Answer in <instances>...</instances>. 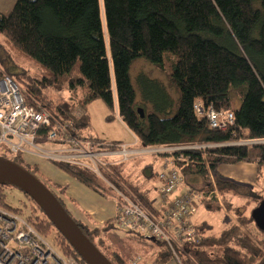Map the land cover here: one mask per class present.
Wrapping results in <instances>:
<instances>
[{"label": "trees", "instance_id": "16d2710c", "mask_svg": "<svg viewBox=\"0 0 264 264\" xmlns=\"http://www.w3.org/2000/svg\"><path fill=\"white\" fill-rule=\"evenodd\" d=\"M2 45L5 54L0 55V74L3 71L13 78L25 101L46 110L52 121L71 123L84 139L99 143L102 149L120 141L103 140L90 130L86 109L96 98L109 110L115 107L139 148L204 145L182 149L185 159L176 164L184 183L201 191L199 207L219 215L221 223L214 230L209 220H191L198 240L184 241L178 264H264V231L250 215L263 199L256 198L253 206L231 200L227 192L236 185L217 170L220 164L254 163L257 181L264 169V141L239 143L264 139V0H15L9 12L0 13ZM139 57L167 71L178 94L173 110H169L170 100L164 99L166 94L160 102L164 114L135 98L129 68ZM147 80L150 85L156 83ZM196 102L204 110L201 115L195 112ZM208 106L232 111L233 123L224 130L211 127L205 116ZM111 118L108 114L107 119ZM51 127L52 122L42 126L38 137H44ZM147 154L151 159L139 172L147 181H159V187L134 183L125 162L108 168L156 216L163 209L159 190L165 182L169 153ZM0 159L24 169L46 187L109 263L146 264L126 239L156 243L157 264L172 259L163 241L121 229L116 216L98 226L74 219L63 200L66 186L44 176L22 153L3 152ZM50 162L102 197L119 200L88 168ZM200 183L205 186H195ZM7 187L20 191V204L29 208L23 217L40 234L54 231L58 237L55 248L87 264L38 204L2 179L1 208L22 209L6 203ZM153 189L157 190L155 200Z\"/></svg>", "mask_w": 264, "mask_h": 264}, {"label": "built area", "instance_id": "2783aa9c", "mask_svg": "<svg viewBox=\"0 0 264 264\" xmlns=\"http://www.w3.org/2000/svg\"><path fill=\"white\" fill-rule=\"evenodd\" d=\"M194 109L198 115L204 111L200 102L194 104ZM205 116L211 127L221 130L234 120L232 111L216 110L212 106L206 108ZM51 122V129L39 138L40 128ZM260 141L264 139H243L239 143ZM36 142L51 146L37 145ZM99 145L84 139L71 123L52 121L46 110L25 101L23 91L10 75L0 74V154L37 155L49 161L71 162L88 168L119 198L113 199L118 226L163 241L172 259L179 263L178 253L184 252V241L198 240L191 219L199 207L202 194L184 183V174L176 161L185 159L182 149L204 145L139 148L135 138L132 143L108 144L113 147L105 149ZM159 151H168L169 156L164 163L165 182L159 190L163 209L155 216L129 194L122 181L114 177L108 167L141 153ZM0 264L80 263L61 254L52 241L40 234L23 216L0 207Z\"/></svg>", "mask_w": 264, "mask_h": 264}, {"label": "rangeland", "instance_id": "374dc122", "mask_svg": "<svg viewBox=\"0 0 264 264\" xmlns=\"http://www.w3.org/2000/svg\"><path fill=\"white\" fill-rule=\"evenodd\" d=\"M1 54H5L3 50V45L0 46V55ZM1 73H3V71H1ZM129 77L132 86L135 90V98L139 102H144L147 108H149L150 110H157V112H159L160 114H164L163 112L165 111L160 110L162 109L160 102L164 99L165 101L170 100L171 102L168 105L170 106L169 110H173L175 108L178 94L175 87L168 78L167 71L158 67L157 65H153L143 57H139L132 62L129 68ZM148 78L151 80L153 79L154 82H156L155 85H150L147 80ZM149 89L151 91H149ZM162 94H166L167 96L164 95L163 99ZM86 110L89 115L90 130L95 133L99 138L106 141H123L130 143L133 142L134 136L127 129L122 120L118 117L115 107L112 110H109V108L102 99L96 98L90 101V103L87 105ZM169 110L166 109L167 112ZM108 114H112L111 119H107ZM36 144L47 147L51 146L50 144L46 145V143L40 142H36ZM150 159L151 155L147 153H141L125 161L126 166L130 169V172L132 174L131 178L134 183L138 182L143 184V186H145L144 184H154V181H147V178L144 177L143 173L139 172V168L144 163L148 162ZM109 160H112V158H110ZM218 170L225 177H228V179L234 181L236 185L233 187V189H230L227 192V196L231 200L235 201L236 203H243L242 205H244L245 203V205L253 206L254 200H256V198L264 199V169H262V174L258 177L257 181L256 178L254 179L256 172V165L254 163L220 164L218 166ZM195 186L204 187L205 183L196 184ZM4 191L6 194L5 201L7 204L14 208H22L21 211L17 210L16 213L24 217L29 214V208L22 207L19 202V199L22 198V194L18 189L7 187ZM151 194L153 200H155L157 198V190L153 189L151 191ZM218 200L219 202H221V197L219 193ZM82 201L87 202V200L85 199H82ZM79 202L81 201L79 200ZM76 208L80 211V213H75L70 210L68 211L74 219L78 218L77 216H79L80 214L81 216H83L84 214L83 210L79 206ZM7 209L13 210L10 208ZM219 217V215L216 216L214 213L207 212L205 209L199 207L195 211L191 220L192 222H198L200 220H209L212 224L213 229L217 230L221 223V221L218 219ZM46 237L49 238L53 244H57L58 237L54 231L48 232L46 234ZM126 241L127 245H132L131 247L133 249V253L140 252V256L146 260L148 258L150 259L151 254L156 249V243L154 242H150L151 244H149L146 242L142 243V241L133 242L129 239H126Z\"/></svg>", "mask_w": 264, "mask_h": 264}, {"label": "water", "instance_id": "95a60500", "mask_svg": "<svg viewBox=\"0 0 264 264\" xmlns=\"http://www.w3.org/2000/svg\"><path fill=\"white\" fill-rule=\"evenodd\" d=\"M136 110L140 116H143L140 107H137ZM0 179L14 184L26 192L41 207L52 225L87 264H111L82 233L57 198L34 176L22 168L0 159ZM250 215L255 226L264 231V199L251 210Z\"/></svg>", "mask_w": 264, "mask_h": 264}, {"label": "crops", "instance_id": "0c3cea01", "mask_svg": "<svg viewBox=\"0 0 264 264\" xmlns=\"http://www.w3.org/2000/svg\"><path fill=\"white\" fill-rule=\"evenodd\" d=\"M14 2L15 0H0V13L9 12ZM24 158L29 163H35L44 176L48 177L53 182L66 186L65 193L63 195V200L66 209L68 211L70 210L75 213H80V211L76 208L79 206L84 212L83 216H81L80 214L79 216H77L78 218L75 219L91 226H98L105 220L111 219L115 216L116 208L115 203L112 199L102 197L98 193L90 190L89 188H87L86 186L66 174L61 169L57 168L52 162L47 161L46 159H43L37 155H25ZM256 172L254 179L256 178ZM219 173L222 175L223 178L228 179V177H225L221 172ZM154 185L156 187H159V181L157 182L155 180ZM82 199L87 200V202L82 201ZM79 200L83 204L79 202ZM144 262L146 264H157L156 249L151 254L150 259H144ZM162 264H178V262L170 258Z\"/></svg>", "mask_w": 264, "mask_h": 264}]
</instances>
